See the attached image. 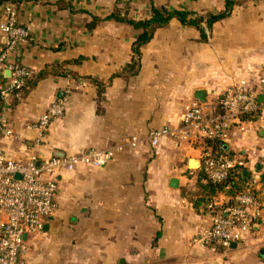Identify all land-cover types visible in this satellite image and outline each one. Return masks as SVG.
<instances>
[{"label": "crops", "instance_id": "crops-1", "mask_svg": "<svg viewBox=\"0 0 264 264\" xmlns=\"http://www.w3.org/2000/svg\"><path fill=\"white\" fill-rule=\"evenodd\" d=\"M227 1L17 0L18 21L30 40L9 62L32 75L55 68L64 76L49 74L10 100L13 135L0 142L8 158L123 148L104 168L79 166L58 175L56 209L41 232L26 237L24 264H264V216L234 247L203 238L211 228L207 207L196 204L205 140L166 137L157 155L149 142L155 130L182 127L199 90L214 106L234 85L264 96V0L236 6L206 42L198 30L173 20L141 49L134 77L115 76L131 63L140 31L106 20L127 2V18L144 21L153 8L206 16L225 11ZM3 17L0 4V24ZM5 41L0 33V47ZM92 80L105 85L101 95ZM55 102L65 111L40 139L32 126ZM259 105V119L222 142L226 154L245 164L251 182L264 174V102ZM172 179L178 188L170 187ZM258 187L264 197L261 182ZM215 200L226 207L232 199L221 194Z\"/></svg>", "mask_w": 264, "mask_h": 264}, {"label": "built area", "instance_id": "built-area-1", "mask_svg": "<svg viewBox=\"0 0 264 264\" xmlns=\"http://www.w3.org/2000/svg\"><path fill=\"white\" fill-rule=\"evenodd\" d=\"M1 9L4 17L0 33L6 41L0 47V142L13 135L7 115L10 100L19 96L31 76L26 68L9 62V55L19 45L28 42L30 34L19 24L18 10L13 0H6ZM206 34L209 36L208 31ZM5 72L10 74L9 78L4 77ZM257 98L256 91L241 84L225 90L220 104L215 106L194 102L179 130L164 128L150 133L149 142L154 153L158 154L163 138L177 137L193 142L200 136L206 142L200 158L201 181L219 183L226 180L235 167L245 168V164L237 157L214 150L211 144L225 142L232 131L245 132L247 126L259 119L261 106ZM217 106L221 113H216ZM64 111L63 103L55 102L32 126L40 132V139L51 122L61 117ZM131 146H135V142ZM122 150V147L83 149L75 154L47 159L31 154L24 161H16L8 158L0 143V264H24V237L41 232L52 217L56 209L57 177L60 173H73L79 166L104 168ZM252 184L258 187L259 177H255ZM207 210L211 216V228L203 234V238L224 248L243 241L254 223L264 216V205L251 189L244 191L226 207H221L214 198L207 205Z\"/></svg>", "mask_w": 264, "mask_h": 264}, {"label": "trees", "instance_id": "trees-1", "mask_svg": "<svg viewBox=\"0 0 264 264\" xmlns=\"http://www.w3.org/2000/svg\"><path fill=\"white\" fill-rule=\"evenodd\" d=\"M5 1L6 0H0V4L2 5ZM13 1L15 3L17 2V0ZM244 1L248 0H228L226 3L225 11H223L222 13L208 14L206 16H198L194 12H190L183 9L168 11L164 9L160 10L157 8H153L151 18L149 20L144 21H134L127 18L129 13V2L125 3L126 6L122 9H119L115 6V8L111 12V15L106 20H113L115 22L125 23L132 26L134 29L140 31L139 35L136 38V41L132 46L133 55L131 63L115 77H134L138 75L141 67V49L151 42L157 30L167 27L173 20L178 21L183 26L195 28L199 31L201 40L206 42L208 41L211 35V31L215 24L229 18L235 7L239 6ZM98 21V19H94L91 28L95 27ZM206 31L209 32V36L206 34ZM49 74L64 76L62 72H58L55 68H46L39 74H31V76L27 79L25 83V87L19 92V96L25 93H29L32 89L37 86V83L41 79L45 78ZM92 82L95 83L96 86H98L99 95H101L104 92L105 85L97 80H92ZM216 113H221L220 107L218 106L216 107ZM212 146L214 150H217L229 157H233L232 155L226 154L223 151V145L221 142H216ZM244 172V168L235 167L226 180L219 183H203L201 181L203 178V174L201 173V171H198L197 181L198 187L202 193V197L197 200L196 204H202L206 208L209 202L218 195L224 194L233 200L243 194L244 191L251 189L257 200H259L264 205V197L262 196L261 189L253 185L249 178H246L244 176ZM232 200L229 205L232 204Z\"/></svg>", "mask_w": 264, "mask_h": 264}, {"label": "water", "instance_id": "water-1", "mask_svg": "<svg viewBox=\"0 0 264 264\" xmlns=\"http://www.w3.org/2000/svg\"><path fill=\"white\" fill-rule=\"evenodd\" d=\"M195 99L198 100L201 103H206V101H207V99H206V93L204 91H202V90L197 91L196 94H195ZM258 102L259 103H263L264 102V96H261L260 98H258ZM194 164L195 163H193V165H192L193 167H191V169H195ZM248 175H249V173L247 171L244 172V176L246 178L248 177ZM16 178L17 179H20L19 176H17ZM260 182H261V185L264 186V174L262 175ZM178 185H179V182H178L177 179H172L170 181V187L171 188H178ZM24 239H26V237H24ZM234 246H235V243L231 244L230 247H234Z\"/></svg>", "mask_w": 264, "mask_h": 264}, {"label": "bare ground", "instance_id": "bare-ground-1", "mask_svg": "<svg viewBox=\"0 0 264 264\" xmlns=\"http://www.w3.org/2000/svg\"><path fill=\"white\" fill-rule=\"evenodd\" d=\"M195 166L197 165V164H194Z\"/></svg>", "mask_w": 264, "mask_h": 264}]
</instances>
